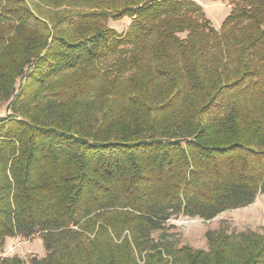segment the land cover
Wrapping results in <instances>:
<instances>
[{"label":"trees","instance_id":"1","mask_svg":"<svg viewBox=\"0 0 264 264\" xmlns=\"http://www.w3.org/2000/svg\"><path fill=\"white\" fill-rule=\"evenodd\" d=\"M228 1L0 0V264H264V229L164 233L264 194V0Z\"/></svg>","mask_w":264,"mask_h":264},{"label":"rangeland","instance_id":"2","mask_svg":"<svg viewBox=\"0 0 264 264\" xmlns=\"http://www.w3.org/2000/svg\"><path fill=\"white\" fill-rule=\"evenodd\" d=\"M204 9L207 18L213 27L218 28L228 15L231 5L228 0H195ZM130 19L127 17L118 21H108V25L117 32H123ZM6 113L5 105L0 107V116ZM165 237L176 246L189 245L195 249H207L206 231L224 230L226 233L242 231L263 232L264 229V194H258L255 200L238 209L220 213L211 220L190 218L187 216L172 217L166 221ZM162 232L153 233L158 238ZM2 256H18L28 264L31 256L42 257L45 255L42 242L38 236L31 239L22 237L7 238Z\"/></svg>","mask_w":264,"mask_h":264}]
</instances>
